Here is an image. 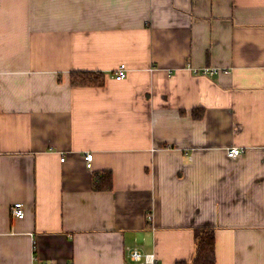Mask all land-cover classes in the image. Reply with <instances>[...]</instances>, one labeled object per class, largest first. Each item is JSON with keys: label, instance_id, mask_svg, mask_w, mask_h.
I'll use <instances>...</instances> for the list:
<instances>
[{"label": "crops", "instance_id": "crops-1", "mask_svg": "<svg viewBox=\"0 0 264 264\" xmlns=\"http://www.w3.org/2000/svg\"><path fill=\"white\" fill-rule=\"evenodd\" d=\"M200 229L264 264V0H0V264H193Z\"/></svg>", "mask_w": 264, "mask_h": 264}, {"label": "trees", "instance_id": "trees-1", "mask_svg": "<svg viewBox=\"0 0 264 264\" xmlns=\"http://www.w3.org/2000/svg\"><path fill=\"white\" fill-rule=\"evenodd\" d=\"M72 84L75 86L80 85H101L103 84L102 75L93 74H72ZM95 188L105 190L112 188V175L111 173L105 174L101 180L100 177L95 180ZM197 256L193 264H216L215 256V238L214 233L210 229L197 230ZM183 264V263H180Z\"/></svg>", "mask_w": 264, "mask_h": 264}, {"label": "built area", "instance_id": "built-area-1", "mask_svg": "<svg viewBox=\"0 0 264 264\" xmlns=\"http://www.w3.org/2000/svg\"><path fill=\"white\" fill-rule=\"evenodd\" d=\"M214 70L212 68H204L202 70L203 74L207 75L212 73ZM127 77V67L125 64H121L117 71L115 72L114 78L118 81L123 80ZM243 126L242 124H235L234 132L240 133ZM245 150L240 147H231L227 150V156L229 158H237L244 154ZM65 158L61 160L64 161ZM85 159L88 162V166L91 167V161L93 159V154L88 153L85 155ZM11 215L14 218L23 219L25 217V206L22 202H16L11 206ZM131 259L140 264H157V258L154 253L152 254H142L139 249L135 248L131 252Z\"/></svg>", "mask_w": 264, "mask_h": 264}]
</instances>
